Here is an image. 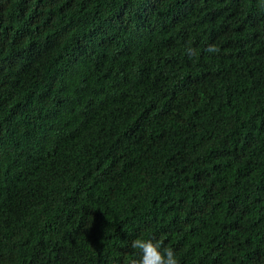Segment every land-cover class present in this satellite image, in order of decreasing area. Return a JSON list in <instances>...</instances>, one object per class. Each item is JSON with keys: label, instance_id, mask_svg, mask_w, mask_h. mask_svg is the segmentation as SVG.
<instances>
[{"label": "trees", "instance_id": "16d2710c", "mask_svg": "<svg viewBox=\"0 0 264 264\" xmlns=\"http://www.w3.org/2000/svg\"><path fill=\"white\" fill-rule=\"evenodd\" d=\"M137 238L264 264V0H0V264Z\"/></svg>", "mask_w": 264, "mask_h": 264}, {"label": "clouds", "instance_id": "9594fccd", "mask_svg": "<svg viewBox=\"0 0 264 264\" xmlns=\"http://www.w3.org/2000/svg\"><path fill=\"white\" fill-rule=\"evenodd\" d=\"M189 52L193 50L189 49ZM209 52L218 51L215 46H209ZM131 247L140 250L141 256L133 264H178L176 254L170 247L164 246L163 240L137 238L131 243Z\"/></svg>", "mask_w": 264, "mask_h": 264}]
</instances>
